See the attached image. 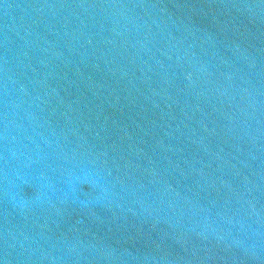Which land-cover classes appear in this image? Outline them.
<instances>
[{
    "label": "water",
    "instance_id": "1",
    "mask_svg": "<svg viewBox=\"0 0 264 264\" xmlns=\"http://www.w3.org/2000/svg\"><path fill=\"white\" fill-rule=\"evenodd\" d=\"M0 264H264V0H0Z\"/></svg>",
    "mask_w": 264,
    "mask_h": 264
}]
</instances>
